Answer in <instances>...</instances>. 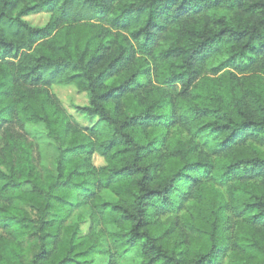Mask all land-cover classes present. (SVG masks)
Wrapping results in <instances>:
<instances>
[{"label":"trees","instance_id":"16d2710c","mask_svg":"<svg viewBox=\"0 0 264 264\" xmlns=\"http://www.w3.org/2000/svg\"><path fill=\"white\" fill-rule=\"evenodd\" d=\"M0 264H264V0H0Z\"/></svg>","mask_w":264,"mask_h":264},{"label":"rangeland","instance_id":"374dc122","mask_svg":"<svg viewBox=\"0 0 264 264\" xmlns=\"http://www.w3.org/2000/svg\"><path fill=\"white\" fill-rule=\"evenodd\" d=\"M48 15L44 13H37L28 15L25 17L26 21L32 26L42 27L48 22ZM52 92L61 101L65 110L70 114H76L77 106H84L87 104V95L85 93H79L74 86H59L52 87ZM79 121L83 125H91L92 121L86 117H78ZM26 131L29 136L37 142L40 147L42 163L47 167H53V160L55 157V150L51 140L47 137L46 131L42 124H29L26 125ZM93 162L97 166L104 165L103 159L99 155H94ZM104 199L108 201L115 200L114 196L109 191H104ZM78 214L87 216L89 213L88 208H82L77 211ZM135 258L133 255H129L126 259V263H131Z\"/></svg>","mask_w":264,"mask_h":264}]
</instances>
